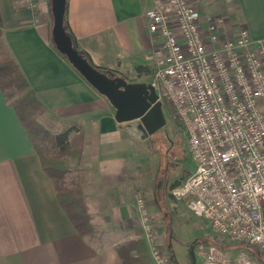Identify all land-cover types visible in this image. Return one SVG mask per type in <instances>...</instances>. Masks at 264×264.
<instances>
[{
    "label": "crops",
    "instance_id": "obj_1",
    "mask_svg": "<svg viewBox=\"0 0 264 264\" xmlns=\"http://www.w3.org/2000/svg\"><path fill=\"white\" fill-rule=\"evenodd\" d=\"M157 1L66 0L63 19L76 45L94 64L115 70L127 82L147 81L155 37L146 29L145 15ZM189 2L202 15L222 16L226 29L243 25L251 38L264 36V0ZM48 6L49 0H35L34 8L22 0H0L1 36L47 111L64 123L79 126L70 135L80 138L76 171L87 213L101 238L98 242L82 237L72 227L56 202L55 189L38 154L0 89V264H121L116 245L130 239L143 242L148 264H152L134 211V195L140 191L162 242V186L157 185L152 164L147 163L153 157L149 135L138 139L129 134L114 118L107 98L52 46ZM136 65L147 72L145 68L137 71ZM192 169L194 164L187 176ZM182 180L169 183V198L173 199L171 187Z\"/></svg>",
    "mask_w": 264,
    "mask_h": 264
},
{
    "label": "built area",
    "instance_id": "obj_2",
    "mask_svg": "<svg viewBox=\"0 0 264 264\" xmlns=\"http://www.w3.org/2000/svg\"><path fill=\"white\" fill-rule=\"evenodd\" d=\"M34 8L35 0H22ZM154 35L149 80L186 134L193 171L171 187L218 242H245L264 260V36L226 29L189 0H159L145 15ZM136 191L135 212L152 264H173ZM199 264H261L244 248L199 245Z\"/></svg>",
    "mask_w": 264,
    "mask_h": 264
},
{
    "label": "trees",
    "instance_id": "obj_3",
    "mask_svg": "<svg viewBox=\"0 0 264 264\" xmlns=\"http://www.w3.org/2000/svg\"><path fill=\"white\" fill-rule=\"evenodd\" d=\"M64 23L67 32L71 35L72 45L84 58L98 70L116 75L115 70L94 64L89 58V54L76 45L77 42L66 20H64ZM1 34L0 22V89L14 109V113H16L21 123L20 125H22L27 138L32 143L34 151L38 154L42 170L50 179L53 189H55L56 202H58L76 232L82 237L92 238L95 229L92 226L90 215L87 213L88 209L84 201L85 196L81 188V182L80 180L67 177L69 168L63 163L65 156H80V138L77 135L70 136L72 133L79 131V126L73 122L64 123L47 111L45 105L37 99L34 91L28 86L29 84L23 74L20 73L21 71L16 62L9 55ZM60 55L61 57L63 56L62 54ZM144 68L142 65L135 66L137 71ZM145 71L147 72V68H145ZM162 103L166 111L172 114L173 108L170 106L171 104L164 98ZM176 123L179 124V122ZM143 245L140 239H130L116 245L115 251H117L122 261L121 264H148L149 260ZM213 245L223 250H235L238 247L244 248L253 259L264 264L259 252L245 242L220 243L221 246L213 243ZM253 250L260 255L261 260L256 258L258 254L253 252Z\"/></svg>",
    "mask_w": 264,
    "mask_h": 264
},
{
    "label": "rangeland",
    "instance_id": "obj_4",
    "mask_svg": "<svg viewBox=\"0 0 264 264\" xmlns=\"http://www.w3.org/2000/svg\"><path fill=\"white\" fill-rule=\"evenodd\" d=\"M47 21L50 29L49 14H47ZM163 112L164 119H166L165 124L149 135L153 157L147 162L152 164V172H154L157 185L162 186V246L166 249L173 264H197L199 257L196 250L199 245L212 247L213 243L219 245L229 243L218 242L213 229L204 219L185 211L182 201L168 197L169 183L184 179L190 172L194 161L190 157L181 125L176 123L178 121L173 113L169 114L165 108ZM75 161V155L65 156L63 159V163L69 168L67 177L80 180ZM97 233L98 229H95L90 239H96L99 242L98 239L101 237ZM233 250L229 251L233 252ZM253 252L256 251L253 250ZM256 258L261 260L259 254Z\"/></svg>",
    "mask_w": 264,
    "mask_h": 264
},
{
    "label": "water",
    "instance_id": "obj_5",
    "mask_svg": "<svg viewBox=\"0 0 264 264\" xmlns=\"http://www.w3.org/2000/svg\"><path fill=\"white\" fill-rule=\"evenodd\" d=\"M66 0H49L52 46L93 88L105 96L114 109V118L129 134L144 139L166 122L162 101L150 81H128L120 75L98 70L72 45L65 18Z\"/></svg>",
    "mask_w": 264,
    "mask_h": 264
}]
</instances>
